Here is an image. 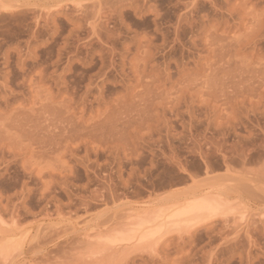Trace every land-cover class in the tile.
<instances>
[{
	"label": "rangeland",
	"instance_id": "obj_1",
	"mask_svg": "<svg viewBox=\"0 0 264 264\" xmlns=\"http://www.w3.org/2000/svg\"><path fill=\"white\" fill-rule=\"evenodd\" d=\"M0 264H264V0H0Z\"/></svg>",
	"mask_w": 264,
	"mask_h": 264
},
{
	"label": "bare ground",
	"instance_id": "obj_2",
	"mask_svg": "<svg viewBox=\"0 0 264 264\" xmlns=\"http://www.w3.org/2000/svg\"><path fill=\"white\" fill-rule=\"evenodd\" d=\"M207 202H208V200H207ZM207 202H206V200L204 201V199H203L201 202L198 201L197 203H193V204L191 203L190 205H188V206L183 210V212H181V214H182V213H183V215H184V214H187V216H188V214H191V213L193 214V213H195V212H197V213H199V212L201 213V212H202V213L204 214V211H205V212L208 211V212H206V213H209V211H210V214H209V216L207 215V216H208L207 218H209L210 215L213 217V215L216 214V211L214 212L215 214L212 213V214H213V215H212L211 212H213L214 208H212L211 205L209 204V202H208V203H207ZM200 213H199V214H200ZM202 213H201V214H202ZM206 213H205V214H206ZM181 214H180V216H181ZM199 216H201V215H199ZM199 216H198V218H199ZM203 217H204V215L202 216V219H200L199 221L197 220L198 218L196 219V220L199 222V224H201V223L204 221V218H206V217H204V218H203ZM200 218H201V217H200ZM192 219H193V218H192ZM196 220H195V218H194V221H196ZM202 220H203V221H202ZM206 220H207V219H206ZM189 221H191V220H189ZM189 221H188V223H189ZM192 221H193V220H192ZM194 221H193V223H194V224L196 225V227H197L198 224H196V223H198V222L196 221V223H195ZM186 223H187V222H186ZM188 223H187L186 225H188ZM193 223H192V224H193ZM194 224H193V226H195ZM189 225H191V223H190ZM189 225H188V226H189ZM188 226H187V227H188ZM189 227H192V226H189ZM196 227H195V228H196ZM193 228H194V227H193ZM189 229L191 230V228H189ZM185 231H186V230H185Z\"/></svg>",
	"mask_w": 264,
	"mask_h": 264
}]
</instances>
